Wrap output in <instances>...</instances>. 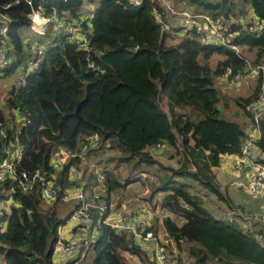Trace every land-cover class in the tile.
<instances>
[{
	"label": "trees",
	"instance_id": "1",
	"mask_svg": "<svg viewBox=\"0 0 264 264\" xmlns=\"http://www.w3.org/2000/svg\"><path fill=\"white\" fill-rule=\"evenodd\" d=\"M182 2L214 19L224 16L234 20L230 31L238 34L232 42L243 51L208 44L195 30H164L152 13L156 0H143L138 6L124 0H34L32 4L26 0H0V14L9 18L8 52L14 56L7 68L0 69L5 75L13 74L22 65L26 51L20 32L23 27H31L34 11L40 10L46 17H65L68 22L85 18L83 29L90 31L88 49L71 42L62 29L43 35L49 36V40L40 68L28 77L25 87H14L9 93V119L0 109V161L19 144L24 147V155L17 161L19 177L23 171L32 174L40 169L45 177H55L57 186L62 188L79 183L68 178L69 167L76 165L82 169L85 191L92 186V196L98 182L93 177L97 163H87L88 160L109 159L108 152L118 147L128 156L125 162H136L127 182L139 181L142 174L154 171L150 168L158 162L151 154L165 143L173 160L177 156L173 150L179 149V164L168 166L166 176L156 169V174L163 176V183L157 188L165 192L163 206L183 218L181 223L171 217L164 221L179 251L182 253L187 245L186 253L195 264H209L213 260L218 264H264V247L258 241L236 222L213 216L202 198L191 193L190 185L179 180L196 179L220 197L214 168L224 154H241L247 122L221 116L229 103L221 106L222 90L215 84L228 69L243 71L264 56V28L249 32L241 23L250 16L249 11L264 23V0ZM173 3L175 8L182 9L174 0ZM179 34L183 35L180 39ZM132 41L137 47L131 46ZM244 51L256 54L254 60H249ZM216 54L223 58L213 69L210 60ZM82 71L83 79L79 77ZM263 83L261 76L256 78L252 93L236 99L251 124L252 115L247 107L261 96ZM162 93L167 97V110L161 106ZM79 103L82 119L74 115ZM17 107L29 122H16ZM260 126L257 144L264 153V119ZM115 132L121 133L125 144ZM95 134L99 139L93 144L89 137ZM61 150L74 155L56 172L51 160ZM260 162L264 164V158ZM110 168L105 166L102 171L99 207L91 211L95 221L106 219L108 214L101 207H111L112 192L124 187L121 180L110 176ZM10 196L21 205L12 209L7 229L0 234L3 264H57L53 254L58 228L67 222L78 204L59 199L45 205L39 183L25 193L19 179L0 181V201ZM155 229L153 225L146 228L156 232ZM90 251L89 264H133L126 253L138 256L144 264L148 262L146 251L132 232H117L107 224H101ZM175 255L183 259L179 252Z\"/></svg>",
	"mask_w": 264,
	"mask_h": 264
},
{
	"label": "built area",
	"instance_id": "2",
	"mask_svg": "<svg viewBox=\"0 0 264 264\" xmlns=\"http://www.w3.org/2000/svg\"><path fill=\"white\" fill-rule=\"evenodd\" d=\"M32 4L34 0H26ZM122 2L123 0H117ZM133 5H140L143 0H124ZM185 10V9H184ZM176 11V12H175ZM152 13L156 22L162 25L164 30L179 29L180 31L187 32L195 30L201 35L204 42L214 45H226L232 46L234 49H238L233 44L232 38L238 33L230 31L231 24L234 22L232 19H227L224 16H220L214 19L207 14L194 13L193 11L184 12L174 7L173 0H156V4L152 7ZM176 14L181 16L180 20H177ZM40 18L42 23H36V18ZM33 20V27L37 29L40 34H45L47 31V25H54L55 30L59 29L65 31L71 42L77 43L80 47L89 48V30L83 29V22L85 18L78 19V21L68 22L65 17L53 15V17H46L40 10H36L31 14ZM244 30L249 32L261 31L264 28V23L252 15L242 20ZM8 26L9 18L0 14V69L7 68L11 61L9 60L8 52ZM46 45L42 42L35 40L32 44L31 55L27 64V68L20 72L18 82L9 87V92L15 87L20 89L27 85L28 77L38 70L45 57ZM33 68V69H32ZM31 69L32 71H29ZM264 79V56L255 63H249L248 67L243 71L234 72L232 69H228L226 73L221 77V82L226 84L230 88H239L243 83L250 79H256L258 77ZM248 111L252 115L253 123L251 124V132L249 129L246 131L247 135L241 146V154H239L240 161L238 167L244 166L246 161L251 163V169L248 170L247 166L245 170L249 173L247 182L245 185L239 188L248 192L249 194L258 195L264 197V164L259 161V156L263 153L258 146V140L261 137V121L264 119V83L262 86L261 96L253 101L247 107ZM15 120L18 123L29 122L26 114L20 109H15ZM99 139L98 134L89 137L91 143L95 144ZM166 148V144H159L154 150H162ZM9 152V156L0 161V181H6L7 179L16 180L19 179V186L25 193L31 191L37 183L41 187V195L45 204H53L59 199L64 202H72L75 199L82 198V201L77 203L78 208L70 215L66 223L62 224L57 231V243L55 246L53 260L57 264H82L87 252L92 247L96 236L100 231L101 224L110 225L117 232L127 230L132 232L137 240L138 244L146 251L148 255L147 264H192L189 261L180 260L176 257L173 250L170 248L167 242H164L161 237L152 230H146L152 223L141 222V220L151 213V210L144 207L139 209L135 214V218H114L110 219L111 207L102 206L101 209L107 212L105 220L95 221L92 217V209L98 208L97 196L102 189L104 183V174H98V169L95 168V176L98 179L97 187L94 189V194L91 198L88 196L85 198L82 182V169L76 165H71L68 169V178L74 181H78L77 185L68 186L62 188L57 186L55 177H45L44 172L38 169L35 173L29 174L23 171L22 174H17V161H19L24 155V147L15 144L14 148ZM74 155L69 151H58L53 155L51 160L52 168L57 172L62 170L68 160ZM77 157L84 158L82 155L76 154ZM237 167V168H238ZM100 180V181H99ZM98 186L100 188L98 189ZM244 186V187H243ZM253 196V195H252ZM19 200L10 196L8 199L0 201V234L3 233L8 226V216L12 213V209L16 206H20ZM246 222L250 221L248 225L241 226L245 233L253 237L264 247V202L259 206L258 210L252 212L250 216H247ZM107 218L110 220L108 221ZM134 220L138 222L135 224ZM230 221H234L229 219ZM237 223V222H236ZM247 224V223H246ZM141 227L140 229L138 228ZM3 258L0 256V264H3Z\"/></svg>",
	"mask_w": 264,
	"mask_h": 264
},
{
	"label": "rangeland",
	"instance_id": "3",
	"mask_svg": "<svg viewBox=\"0 0 264 264\" xmlns=\"http://www.w3.org/2000/svg\"><path fill=\"white\" fill-rule=\"evenodd\" d=\"M174 1L178 5H180V7H182V9L177 8L178 10H181L184 12L188 11L190 13H191V11L196 13L195 10H198L193 5L185 4L184 2H182V0H180L181 2H179L177 0H174ZM93 5L94 4H90L91 7ZM201 14H203V13H201ZM247 15H245V16H247ZM176 16H177V20L181 19V16L179 14H176ZM208 16H210V15H208ZM39 20H41V19L39 18ZM46 29H47L46 33L50 32V31L55 33V31H56L54 25H47ZM20 33L23 36L24 49L26 51V55L24 57L22 65L13 74L5 75L3 73H0V108L2 107L1 109L5 111L8 119H9L8 111H7V108H5L4 106L6 103L5 102L6 98L8 97V95L10 93L9 87H11L13 84L18 82V79L20 76L19 74L22 71L21 69L27 68L26 66L28 64L30 53L32 50V42L34 40H39V41H42V43L46 45L47 41L49 40V36H43L37 32V29L33 27V20H32L31 27H23L21 29ZM177 36H178V39L183 37L182 34H179ZM30 43H31V46H30ZM231 48H234V47L231 46ZM240 49H241V51H240ZM238 50L240 52L243 51L242 48H238ZM46 51H47V45H46ZM243 54H248L249 60H252V61L254 60V56L256 55L253 52L250 53L247 51H244ZM13 58H14V56L10 52L9 60L11 61V60H13ZM221 58H223V56L219 55V54H216L211 58L210 64H211L213 69L216 68V66H217V64ZM28 70L32 71L31 69H28ZM218 82H220L221 85L218 84V86H220L221 90H222V100L220 102L221 106L223 107V105H225L226 102L229 103L228 104L229 107L224 111V113L221 116L224 118H227L230 120H236V121H240L243 118L246 119L245 114L242 111L241 106L238 104L236 99L239 97H248L253 91V87H254L253 83L250 84V80H247L239 88H236V87L230 88V87H227L225 83L223 84L221 82V79L220 80L218 79ZM2 97H3L4 102L2 101ZM161 106L165 110H167V97L164 93L161 94ZM248 129L251 132V123H249ZM165 149L156 150V151L152 152V154H151L152 157L158 162L153 168L152 167L150 168V171L151 170H154V171L153 172L148 171L147 175L142 174L141 177L138 178L139 181L134 180L135 182L134 181L133 182L132 181L127 182L126 179L128 178L127 176L130 174L131 169L133 166H135L136 162L134 160L133 161L127 160L125 162V160L128 156H127V154H125L122 151V149H120L118 147H114L112 150H110L108 152L109 159H106V158L105 159H99L100 161L99 160H96V161L88 160L87 163L88 162L97 163V166L96 165L95 166L97 167L98 174H100V175L102 174L101 172L104 170L105 166L111 167L110 169H112V171L110 172V176L112 175L113 176L112 178L114 180H116V178H117V181L121 180L122 183H124L123 188L116 189L111 194L112 208H111V212L109 214L110 219L111 218L114 219V218H118V217L125 218V219H129V218L134 219L135 214H136L138 209H142L144 207L150 209L151 213H149V215L144 217L141 220V222L145 221L148 223H152L153 226L155 225L157 228H161V231L163 233L161 232L160 236L163 239H166L167 242L170 244V246H172V248L171 247L170 248L173 250V252L175 254H178V252H179V255L183 259H185L186 261H190V262L192 261L193 263L192 262L191 263L195 264L194 258H191L187 253H184V252L181 253L180 251H178V250L176 251L173 248L172 239L169 238L167 236V234H164V231H163V225L165 224L164 221H165L166 217H171V219L177 221L178 223L183 222V218L181 215H179L178 213L172 212L168 207L163 206L162 201H163V197H164L165 192L160 191L157 188L160 185V183L163 181V178H162L163 176H160V174L163 175L162 171H164V175L166 176V171H167L168 166L177 167L179 164V149L173 150L175 153H177L175 160L169 158L170 152L168 150H165ZM180 149L182 152H184V147H183L181 142H180ZM170 151H172V150H170ZM108 155H107V158H108ZM263 158H264L263 154H261L259 156V161ZM177 159H178V161H177ZM239 161H240V157H239ZM68 162H69V160H68ZM159 162H161V163H159ZM238 162H237V167H238ZM98 163H101V164H98ZM245 163L246 164L244 166L238 167V171L236 172V175H235V181L232 179L231 174H225V176H223L222 170H221V168H222L221 162H220L221 165L219 164V166L214 168V171L216 172L215 184H216V187L218 188V191L221 192L220 197L217 196L215 193L211 192L209 189L205 188L196 179H185V178L181 177V178H179V180L181 182L186 181L190 185L191 193H193L195 195H199L202 198L203 205L205 207H207L208 211L213 216H215L217 218H223V219L229 218V219L234 220V222H237V224L239 226H245V225H248L250 222V221L246 222L245 220L248 219L247 216L251 215V213H250L251 211H246V212L244 210L243 211H237V210L236 211H228V209H227L228 208V205H227L228 202L227 201L231 200V197H234V199L236 201H239L241 203L248 201V200L255 201L254 198L264 199V197H260L258 195H254V194H252L253 195L252 196L250 194L253 197L252 198L248 192H245L246 191L245 189H244L245 190L244 191V190L239 188L240 186L246 184L248 174H249L247 171L252 168L251 167L252 165L249 161H246ZM162 165H164L165 167L162 168ZM246 166L248 168L247 171L245 170ZM156 169L159 170V171L158 170L157 171L160 174L159 173L156 174ZM191 169L194 172L196 171V169L193 167H191ZM57 172H59V171H57ZM93 177H94V180L97 181L95 173H94ZM235 187L239 188L241 191L237 190ZM91 188H92V186H89V188L84 192L85 198L87 196H88V198L92 197L91 192H90ZM99 188H100V186H98V189ZM97 196H101V193L97 194ZM151 196H153L154 199H151ZM81 201H82V198H78V199L73 200L71 203L75 204V203H79ZM107 220L110 221L108 218H107ZM137 222H138L137 220H134L135 224ZM182 244H185V242H183ZM174 246H176V245L174 244ZM185 247H187V246H185ZM90 249L87 252V255L84 259V263L87 261V264L90 263L91 257H92V253H91L92 251H90ZM126 255L129 256L131 254L126 253ZM128 260L131 261L130 258H128ZM209 264H218V263H217V261L213 260V261H210Z\"/></svg>",
	"mask_w": 264,
	"mask_h": 264
},
{
	"label": "crops",
	"instance_id": "4",
	"mask_svg": "<svg viewBox=\"0 0 264 264\" xmlns=\"http://www.w3.org/2000/svg\"><path fill=\"white\" fill-rule=\"evenodd\" d=\"M250 12V16H252V15H254L253 14V12L252 11H249ZM52 25V24H51ZM41 35H44V34H41ZM35 41V40H34ZM33 41V42H34ZM39 41V40H38ZM33 42H32V44H33ZM40 42H42V41H40ZM30 46H31V43H30ZM255 81V79H253V80H250V83H253ZM2 101H3V97H2ZM4 102V101H3ZM6 102V101H5ZM3 106V105H2ZM5 108H6V103H5V106H4ZM2 108V107H1ZM0 108V109H1ZM225 109H227L228 107H224ZM240 121H246L247 122V125H246V128H245V130L247 131L248 130V126H249V118H247L246 117V119L245 118H243V119H241ZM63 151H65V150H63ZM263 154V157H264V153H262ZM222 161H221V166H222V168H221V170H222V174H223V176H225V174H231V176H232V179L235 181V175H236V172L238 171V168H237V162L239 161V155L238 154H224L223 156H222V159H221ZM215 172V171H214ZM215 174H216V172H215ZM236 188V187H235ZM237 190H239V191H241L239 188H236ZM248 194V193H247ZM250 195V194H249ZM251 196V195H250ZM252 197V196H251ZM253 198V197H252ZM255 199V201H253V200H248V201H245V202H243V203H241V202H239V201H236L235 199H234V197H231V200H228L227 202V205H228V211H251V212H255V211H257L258 210V208H259V206L262 204V202L264 201V199H262V198H259V199H257V198H254ZM69 205H71V204H69ZM139 210V209H138ZM250 212V213H251ZM154 227H155V225H154ZM156 233L160 236V233L162 232L161 231V228H157L156 227ZM163 231H164V234H167V236L169 237V238H171L172 239V244H173V248L177 251H179V248L177 247V244H176V242L173 240V238L172 237H170L169 236V233L167 232V230H166V228H165V225H163ZM163 233V232H162ZM161 237V236H160ZM162 238V237H161ZM162 240L164 241V242H167V240L166 239H163L162 238ZM175 242V243H174ZM168 243V242H167ZM174 244L176 245V246H174ZM168 245L170 246V244L168 243ZM185 246H187V245H185ZM185 246H184V248H183V251L182 252H184V253H186V249H185ZM171 248H172V246H170ZM146 253V252H145ZM129 254V253H128ZM128 258H130L131 259V262L133 263V264H144L139 258H138V256H136V255H133V254H131V255H129V256H127ZM182 260H184V261H186L185 259H182ZM190 262V261H189Z\"/></svg>",
	"mask_w": 264,
	"mask_h": 264
},
{
	"label": "water",
	"instance_id": "5",
	"mask_svg": "<svg viewBox=\"0 0 264 264\" xmlns=\"http://www.w3.org/2000/svg\"><path fill=\"white\" fill-rule=\"evenodd\" d=\"M131 46H133V47H137V45H136V43H135L134 41L131 42ZM84 74H85V72L82 71V73L80 74L79 77H80L81 79H83V78H84ZM217 86H218V83L215 84V87H217ZM80 104H81V103H79V105H78L76 111L74 112V115H75L76 117H78L79 119H82V116L80 115V111H79V110H80ZM218 108H219L220 110L222 109L221 107H218ZM114 134L118 137V139H119L123 144L126 143V141L123 140V138H122L120 132H115Z\"/></svg>",
	"mask_w": 264,
	"mask_h": 264
},
{
	"label": "bare ground",
	"instance_id": "6",
	"mask_svg": "<svg viewBox=\"0 0 264 264\" xmlns=\"http://www.w3.org/2000/svg\"><path fill=\"white\" fill-rule=\"evenodd\" d=\"M36 23H42L41 20H39V18L36 19Z\"/></svg>",
	"mask_w": 264,
	"mask_h": 264
},
{
	"label": "clouds",
	"instance_id": "7",
	"mask_svg": "<svg viewBox=\"0 0 264 264\" xmlns=\"http://www.w3.org/2000/svg\"><path fill=\"white\" fill-rule=\"evenodd\" d=\"M32 20V19H31ZM46 33V32H45Z\"/></svg>",
	"mask_w": 264,
	"mask_h": 264
}]
</instances>
